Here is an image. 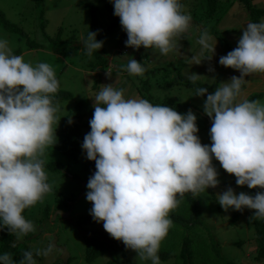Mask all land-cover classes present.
<instances>
[{
	"label": "clouds",
	"instance_id": "1",
	"mask_svg": "<svg viewBox=\"0 0 264 264\" xmlns=\"http://www.w3.org/2000/svg\"><path fill=\"white\" fill-rule=\"evenodd\" d=\"M112 2L127 33L126 46L134 49L155 47L167 55L177 48L175 38L188 30L192 19L180 0ZM96 35L89 32L84 40L90 56L103 46ZM212 39L205 29L198 42L213 53ZM219 64L241 75L207 94L203 110L212 119L210 146L201 143L191 109L181 114L147 99H126L124 89L112 84L103 85L94 97L91 131L82 144L96 168L87 183L90 215L103 222L112 238L151 264H161L158 251L172 227L169 213L179 205L178 195L219 185L213 158L236 178L237 186L264 189V102L239 99L244 77L264 73V21L249 22L237 47L221 56ZM126 70L135 76L146 71L135 59ZM200 77L191 73L188 79L196 83ZM58 89L49 63L26 62L13 54L7 40L0 39V230L6 228L18 238L36 231L24 210L52 190L42 157L56 143L53 125L58 105L53 104V94ZM207 92L199 87L195 95ZM218 196L225 211L248 208L255 210L253 218H264V191L236 194L228 187ZM53 249L50 244L35 255L46 257ZM0 264L37 262L31 251H25L19 261L11 253L0 255Z\"/></svg>",
	"mask_w": 264,
	"mask_h": 264
},
{
	"label": "rangeland",
	"instance_id": "2",
	"mask_svg": "<svg viewBox=\"0 0 264 264\" xmlns=\"http://www.w3.org/2000/svg\"><path fill=\"white\" fill-rule=\"evenodd\" d=\"M210 1L180 0L184 12L190 14L192 19L188 30L175 38L177 48L167 55L161 54L155 47H127V33L120 24V18L114 15L112 0H41V3L39 0H0V13L6 22L0 17V39L7 40L13 52L19 51L26 62L33 65L49 63L61 89L72 95L70 99L59 103L54 130L68 121L69 112L79 103L82 105L80 123L90 122L94 113L95 95L103 85L112 84L117 89H124L126 99H147L153 105L189 104L203 125V129L197 126V135L202 144L210 146L212 119L203 110L206 98L196 96L194 86L185 83L191 82L188 79L191 73H196L201 77L193 84L207 88L212 94L217 87L222 86L221 83L229 82L233 76L239 78L241 74L238 70L219 64L225 52L221 40L212 32L219 33L233 50L238 45L242 30L250 22L247 11L238 1L215 0L212 11L207 14ZM251 1L257 8L264 9V0ZM93 14L97 38L113 19L117 23L104 37L96 39L103 41V46L90 56L82 39L90 28ZM205 29L213 37L210 43L214 45L216 42L213 53L211 49H203L198 42ZM57 39V51H54L49 47ZM99 55L106 58V61H101ZM131 59L145 67L143 76L128 73L126 68ZM210 68L214 71H209ZM252 74L254 76L244 77L242 96L239 99L261 95L259 100L264 102V73ZM80 131L83 140L90 132L85 126ZM82 144L76 161L68 160L51 145L45 149L42 157L45 163L58 161L66 168L62 166L60 170H49L44 167L52 190L28 208L27 220L33 222L36 231L17 239L23 243L25 251L33 253L37 264H59L63 248L68 253L66 264H151V260L142 259L129 248L124 252L125 257L120 251L110 250L87 261L86 240L90 236H104L107 232L102 221L80 223L92 208L91 202L86 200L90 177L81 169L80 164L86 156ZM212 163L218 172L219 185L198 194L190 192L198 202L194 215L183 199H179V205L169 214L190 221L183 225L172 223L159 248L160 251L168 252L170 257L160 260L161 264H226L228 261L264 264V256L257 259L251 250L254 245V222L263 218H253L255 210L248 208L242 211L229 208L225 211L218 203V194L228 187L236 194L245 192L254 195L252 192L255 189H249L246 185L237 186L236 178L226 173L218 161L213 158ZM56 193L60 204L64 206L57 207ZM45 208H49V216L45 215ZM57 210L69 212V219L54 217ZM185 237L191 242V257L188 261L180 256ZM50 244L54 245V249L48 256L35 255L37 250L46 249Z\"/></svg>",
	"mask_w": 264,
	"mask_h": 264
},
{
	"label": "trees",
	"instance_id": "3",
	"mask_svg": "<svg viewBox=\"0 0 264 264\" xmlns=\"http://www.w3.org/2000/svg\"><path fill=\"white\" fill-rule=\"evenodd\" d=\"M236 1L242 4L244 9L247 11L250 22H257V23L261 22V19L264 17V9L257 8L256 6H254L251 0H236ZM214 2L215 0H212L208 3L209 8L207 14H209L212 11L211 10L212 4H214ZM39 3H41V0H39ZM0 17L2 21L5 22V20H3V16L1 13H0ZM116 23L117 20L113 19L111 24L98 36V38L104 37L109 31L112 30L113 24ZM94 25H95V16L93 14L91 16L90 28L84 34L82 42L87 38L89 32H94ZM212 33L216 36L217 39L221 40V44L223 46L225 55H227L228 52L232 51V49L228 47L225 41H223L219 33H216L215 31H213ZM98 38L96 37V39ZM57 41L58 39L54 40L53 43L50 44L49 48L53 49L54 51H57V47H56ZM13 54L19 55L20 52L14 51ZM99 58L103 62L106 61V58L101 57L100 55ZM185 84H188L189 86H194L195 91L197 88L202 87L199 84H193L191 82H186ZM207 94H210L209 90L203 97L206 98ZM71 96L72 95L70 93L65 92L61 89L59 83L58 92L56 94H53V104L59 105V103L62 100L70 99ZM260 98H262L261 95H252L247 99L251 101V100H259ZM162 105L173 107L179 113L188 111L190 109V106L187 103H183V104L163 103ZM81 110H82V105L79 103L76 105L75 108H73V110L69 112L67 118L68 121L60 124L58 128L55 130L56 138L54 137V140H56V143L54 145H51L62 156H64L65 158L71 161H76L80 154V146L83 142L80 128L82 126H85L91 131L90 123L88 121L83 124L80 123L82 119ZM80 164H81V169L83 171H86L89 177H91L95 173L96 171L95 161L88 160L87 154L84 160ZM62 166L63 165L58 161H53L44 164V167L49 170H60L62 169ZM63 167L64 169L66 168V166ZM258 191H264V189L257 188L255 189V191L252 192V194L255 195V193ZM177 198L183 199L182 201L184 202L186 207L188 206L189 209L191 210V214L193 215L195 214L194 212H196L197 210L198 202L190 192L185 193L182 198L178 195ZM57 200H58L57 207L64 206L62 203L60 204L59 196L56 193V202ZM27 211L28 208H26L22 213L26 219H27ZM44 213L46 216H49L50 215L49 208H45ZM236 215H238V213ZM169 218L172 220V222L176 223L177 225H183L184 222L190 221V220H185L183 217L174 214H169ZM94 222L95 220L90 215V213L85 215L80 221V223L83 224L94 223ZM254 224H255V235L253 237L254 245L252 244L251 250L255 252V258L258 259L264 256V218L258 220V222L255 221ZM190 245H191L190 240L186 237L183 238L180 256L183 257L184 261H188L191 257ZM126 249L127 247L124 245L122 241H118L112 238L108 233L104 234V236H100V235L97 237L90 236L89 239L86 240V248H85L86 259L87 261H92L93 259L101 256L103 253L105 254L108 251L110 252V250L120 251L123 257H125L124 252ZM25 250H26L25 246L17 239V236L15 234H10L6 228L0 230V255H3L4 253H11L13 256V260L19 261L20 259L23 258V253L25 252ZM158 256L160 260H165L170 257V254L166 251L159 250ZM226 264H237V263L228 261V263Z\"/></svg>",
	"mask_w": 264,
	"mask_h": 264
},
{
	"label": "water",
	"instance_id": "4",
	"mask_svg": "<svg viewBox=\"0 0 264 264\" xmlns=\"http://www.w3.org/2000/svg\"><path fill=\"white\" fill-rule=\"evenodd\" d=\"M53 215H54V217H56V215H58L61 218L68 220L70 213L69 212H62V211L57 210L56 212H54ZM52 244H54V241H53ZM59 260L61 261L60 264H66L67 263V261H68V253L66 252L65 248L62 249V252H61V254L59 256Z\"/></svg>",
	"mask_w": 264,
	"mask_h": 264
},
{
	"label": "crops",
	"instance_id": "5",
	"mask_svg": "<svg viewBox=\"0 0 264 264\" xmlns=\"http://www.w3.org/2000/svg\"><path fill=\"white\" fill-rule=\"evenodd\" d=\"M241 74V73H240ZM248 76H254L253 74H250V75H248ZM260 77H263V75H259ZM187 113V111H185V112H182L181 114H186ZM196 124H197V126H199V128L200 129H203V125H202V123H201V120L199 119V118H197V121H196ZM202 127V128H201Z\"/></svg>",
	"mask_w": 264,
	"mask_h": 264
},
{
	"label": "flooded vegetation",
	"instance_id": "6",
	"mask_svg": "<svg viewBox=\"0 0 264 264\" xmlns=\"http://www.w3.org/2000/svg\"><path fill=\"white\" fill-rule=\"evenodd\" d=\"M60 263H61V262H60ZM60 263H59V264H60Z\"/></svg>",
	"mask_w": 264,
	"mask_h": 264
}]
</instances>
